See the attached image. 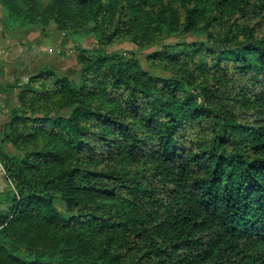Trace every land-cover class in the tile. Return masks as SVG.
<instances>
[{
    "label": "trees",
    "instance_id": "trees-1",
    "mask_svg": "<svg viewBox=\"0 0 264 264\" xmlns=\"http://www.w3.org/2000/svg\"><path fill=\"white\" fill-rule=\"evenodd\" d=\"M0 6L78 53L3 111L0 264H264V0Z\"/></svg>",
    "mask_w": 264,
    "mask_h": 264
},
{
    "label": "rangeland",
    "instance_id": "rangeland-1",
    "mask_svg": "<svg viewBox=\"0 0 264 264\" xmlns=\"http://www.w3.org/2000/svg\"><path fill=\"white\" fill-rule=\"evenodd\" d=\"M40 2L43 6H46L49 3H51L52 0H40ZM7 15L9 16L5 15V12L3 11L2 6H0V23L2 24L3 28L6 27L7 32L9 33L10 36H16L15 40L19 43H22L21 45L24 46L23 52H21L22 55H24V51L33 52L34 48L32 44L40 41L42 46L41 45L39 46L42 47L41 48L42 54L46 55L44 56L45 60L57 66L59 72L65 75H68V76L75 75V73L78 70V65H77L78 53L76 51L75 45L71 44L72 41L70 38H67L66 36H59V34L56 33L57 26L54 22L51 23L48 27H46L44 31H43V27L41 26V24L38 26H34V27L22 28V26L13 25L7 22L11 18L10 16H12L10 14H7ZM2 20L3 21L5 20V21L3 22ZM51 33H54L55 35L54 39L59 40V41L63 40L61 42H63V44L66 45V48L68 47L69 49L67 48V50H63L59 54L58 52L52 53L53 51L49 50V46L48 45L46 46V42H45L46 38L50 37ZM186 40L189 41L191 40V38H188ZM180 41L182 40L176 37H167L166 39L163 40L162 44L172 45ZM79 44L80 46H84L89 49H94L98 47L96 40L93 37H89V36L86 37ZM65 45L63 47H65ZM105 49L108 53H111L112 55H117V54L128 55L129 53L133 52L136 54L137 58L140 59V61L145 67H147L148 65V56L153 52V50H141L129 42H126L124 44L117 45V46L107 47ZM13 76L14 75H11L10 80L13 78ZM19 107H20V102H19L18 108ZM8 109H11V108L9 107L4 108V111ZM1 114H0V117H2ZM3 177H5L7 184L11 185V189L15 190L14 181L12 179L7 178L5 173L3 174Z\"/></svg>",
    "mask_w": 264,
    "mask_h": 264
},
{
    "label": "crops",
    "instance_id": "crops-1",
    "mask_svg": "<svg viewBox=\"0 0 264 264\" xmlns=\"http://www.w3.org/2000/svg\"><path fill=\"white\" fill-rule=\"evenodd\" d=\"M54 37L53 34L46 38L45 42L46 46H49V50L53 51L52 53L58 52V54L67 50L68 47L66 48V45L61 42L63 40L59 41ZM15 38L16 36H5L0 23V112L2 113H0L2 116L0 120L4 118V108L15 109L19 106L18 96L21 89L15 86L24 85L30 77L39 73L45 66L58 70L57 66L44 59L46 55L42 54L40 41L32 44L33 52L24 51V55H22L24 46ZM64 45L65 47H63ZM11 75H14L13 80H10ZM7 190H9V184L0 172V193Z\"/></svg>",
    "mask_w": 264,
    "mask_h": 264
},
{
    "label": "built area",
    "instance_id": "built-area-1",
    "mask_svg": "<svg viewBox=\"0 0 264 264\" xmlns=\"http://www.w3.org/2000/svg\"><path fill=\"white\" fill-rule=\"evenodd\" d=\"M0 172L2 173V174H6V171H5V169H4V166L2 165V163L0 162Z\"/></svg>",
    "mask_w": 264,
    "mask_h": 264
}]
</instances>
